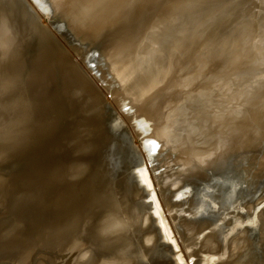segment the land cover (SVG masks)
<instances>
[{
  "label": "water",
  "instance_id": "water-1",
  "mask_svg": "<svg viewBox=\"0 0 264 264\" xmlns=\"http://www.w3.org/2000/svg\"><path fill=\"white\" fill-rule=\"evenodd\" d=\"M0 264H264V0H0Z\"/></svg>",
  "mask_w": 264,
  "mask_h": 264
}]
</instances>
